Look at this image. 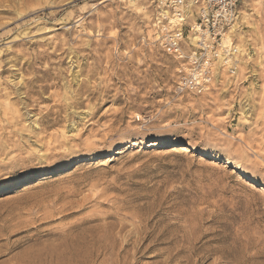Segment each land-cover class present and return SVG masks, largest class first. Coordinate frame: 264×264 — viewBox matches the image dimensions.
<instances>
[{
  "label": "rangeland",
  "instance_id": "374dc122",
  "mask_svg": "<svg viewBox=\"0 0 264 264\" xmlns=\"http://www.w3.org/2000/svg\"><path fill=\"white\" fill-rule=\"evenodd\" d=\"M154 1L0 0V264H264V0L197 94Z\"/></svg>",
  "mask_w": 264,
  "mask_h": 264
},
{
  "label": "built area",
  "instance_id": "2783aa9c",
  "mask_svg": "<svg viewBox=\"0 0 264 264\" xmlns=\"http://www.w3.org/2000/svg\"><path fill=\"white\" fill-rule=\"evenodd\" d=\"M240 1H154V38L177 64L179 92H207L225 75L238 72L237 47L230 31L239 22Z\"/></svg>",
  "mask_w": 264,
  "mask_h": 264
},
{
  "label": "bare ground",
  "instance_id": "6f19581e",
  "mask_svg": "<svg viewBox=\"0 0 264 264\" xmlns=\"http://www.w3.org/2000/svg\"><path fill=\"white\" fill-rule=\"evenodd\" d=\"M235 27H236V26H235ZM235 27H234V29H235ZM233 31H234V30H231V31H230V34L234 33ZM193 39H195V38H193ZM80 262H81V261H80ZM82 262H83V261H82ZM87 262H88V261H87ZM90 262H91V261H90ZM66 264H67V263H66ZM70 264H71V263H70ZM80 264H81V263H80Z\"/></svg>",
  "mask_w": 264,
  "mask_h": 264
},
{
  "label": "snow or ice",
  "instance_id": "6c2138e0",
  "mask_svg": "<svg viewBox=\"0 0 264 264\" xmlns=\"http://www.w3.org/2000/svg\"><path fill=\"white\" fill-rule=\"evenodd\" d=\"M212 150V146H209V148L207 149V151H211ZM257 179H259V177H257Z\"/></svg>",
  "mask_w": 264,
  "mask_h": 264
}]
</instances>
